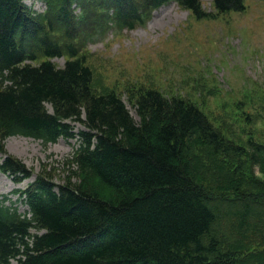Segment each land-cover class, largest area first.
Masks as SVG:
<instances>
[{"label":"trees","instance_id":"1","mask_svg":"<svg viewBox=\"0 0 264 264\" xmlns=\"http://www.w3.org/2000/svg\"><path fill=\"white\" fill-rule=\"evenodd\" d=\"M107 1L96 8L100 24L120 30L145 26L172 2L197 20L213 16L199 0ZM214 5L218 14L246 8ZM69 7L62 0L60 14ZM44 21L22 0H0V174L33 178L7 154L11 137L77 140L78 177L117 197L45 177L20 192L25 213L0 197V264H264V180L253 171L264 175V143H235L196 105L156 90L134 102L136 121L114 91L94 92L84 58L54 43ZM29 40L48 59L71 58L63 68L33 65Z\"/></svg>","mask_w":264,"mask_h":264},{"label":"rangeland","instance_id":"2","mask_svg":"<svg viewBox=\"0 0 264 264\" xmlns=\"http://www.w3.org/2000/svg\"><path fill=\"white\" fill-rule=\"evenodd\" d=\"M199 1L211 18L197 20L172 2L152 11L145 26L120 30L100 24L97 5L105 6L107 0H69L67 17L60 14L62 0H22L35 16L45 18L44 29L54 43L72 47L84 58L93 71L94 92L114 91L136 121L134 102L141 93L156 90L196 105L235 143L246 148L250 139L264 143V0H244L243 12L225 14H218L214 0ZM27 46L38 57L33 65L52 61L63 68L71 58L48 59L40 43L33 40ZM48 109L51 111V106ZM5 149L33 173L32 179L20 184L0 174V197L8 196L20 213L28 209L20 192L38 177L56 184H83L104 198L117 197L97 179L78 177L74 163L77 140L61 138L44 146L41 141L19 136L9 138ZM217 162L222 167L221 158ZM253 171L264 180L258 167ZM213 178L218 181L215 174Z\"/></svg>","mask_w":264,"mask_h":264}]
</instances>
